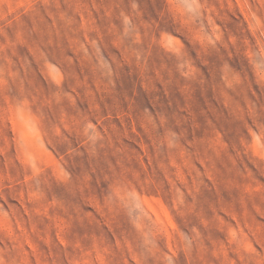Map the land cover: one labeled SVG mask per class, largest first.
Returning <instances> with one entry per match:
<instances>
[{"label": "clouds", "instance_id": "1", "mask_svg": "<svg viewBox=\"0 0 264 264\" xmlns=\"http://www.w3.org/2000/svg\"><path fill=\"white\" fill-rule=\"evenodd\" d=\"M0 264H264V0H0Z\"/></svg>", "mask_w": 264, "mask_h": 264}]
</instances>
